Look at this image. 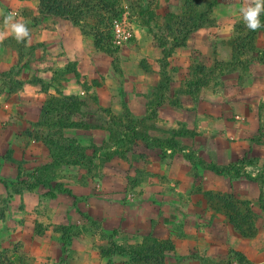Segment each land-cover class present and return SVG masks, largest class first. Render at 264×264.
Wrapping results in <instances>:
<instances>
[{
	"label": "rangeland",
	"instance_id": "rangeland-1",
	"mask_svg": "<svg viewBox=\"0 0 264 264\" xmlns=\"http://www.w3.org/2000/svg\"><path fill=\"white\" fill-rule=\"evenodd\" d=\"M213 1L217 2L211 14L214 18V24L207 27H212L210 32H215L218 35L215 44L222 42L227 48H230L229 44L232 39L226 40L229 28L225 21L230 16V8L239 10L244 4V0H228L227 2L200 0V7H206ZM115 2L118 14H126L134 28V37L124 48L114 46L110 34L111 14L103 11L99 6L92 11L88 8L83 9L82 21L78 25L87 37L93 39L95 47H97V41L101 42V47H97V49L102 55L100 61V69L102 70L100 72L103 74L98 78L90 79L82 76L76 63L73 62H67L56 69L45 67V72H51L52 76L32 75L28 70L33 68L35 62L22 61V55H24L21 47L22 41L18 42L15 37L10 40L13 64L6 72L0 70V264H35V260L30 257V254L22 253V251L17 254V245H20V242L17 244L15 237L11 236L10 239L9 236L8 244L10 247L5 246V237L8 234L2 233L1 218L10 212H14L17 207L21 209L34 207L37 212L51 211L63 214L66 218L61 225L63 229H57L61 238L63 232L71 228L69 230L72 231L73 236L88 238L84 244L87 243L88 247L93 246L94 248L97 246L110 247L111 244L135 245L136 243L130 242L128 232H122L116 226L112 220V213H118L121 208L119 206L131 205L137 203L139 199H145L144 196L150 195V192H153L154 198H163L164 202L167 198L168 200L175 199L185 181L194 182L186 188V191L191 192V195L198 187L203 191H201V196L206 197L209 203L206 214L211 208L220 211L225 214L226 221L234 227H236L234 222H238L249 228L256 218L250 201L233 198L231 193L205 187L208 184L205 175H207V170H211L209 166L218 165L216 163L218 150H226L225 145L230 141L233 134L227 135L224 129H217L214 127L215 125L208 124L207 119H205L204 125L202 124L195 129H192L191 126L188 127L187 123L184 126L181 125L182 121L176 118L178 116L176 110L185 108L192 112L195 105L191 100L197 98L195 102L201 101L202 92L197 96L192 95L194 98L191 95L181 93L183 89L180 80L187 73L182 69H186L187 62L180 66L176 65V59L171 58L173 53L169 58L168 66L163 68L162 57L161 59L156 57V51L152 50V47L155 46L154 37L148 28L142 24L138 13L140 5H148L154 9L157 17L152 21V27L155 31H159L158 27L163 22L166 13H181L183 0H151L148 4L147 1L143 0H115ZM240 25H243L244 28L239 27ZM140 26L146 30L148 38L153 39L151 43L148 42L146 35H143V38L140 39L141 43H138L136 36L141 35L136 30L140 29ZM248 31L249 29L239 15L238 27L235 30L236 36L241 40ZM248 42L247 47L242 51L247 54L245 58L253 60L254 57L258 56V52L254 50L255 41ZM156 49L162 51L160 47ZM136 52L141 56L138 57ZM34 59L36 60V57ZM190 60L188 63L190 73L186 78L187 82L194 75L191 73L192 65L204 67L203 70L197 71V79L206 80L202 103L212 99L209 96L210 92L218 91L222 98H225L229 90L227 87L231 83H236L232 82L233 78L229 76L231 70L234 67H239L241 61L219 60L217 56L212 58L211 55L204 54L199 50L192 52ZM154 66L158 70L153 69ZM109 69H111L110 73L108 72ZM144 69L153 72L150 77L146 76ZM26 73L30 75L24 76ZM243 73L242 84L245 86L248 79L246 78L247 74L244 71ZM168 78L169 83L166 85L165 82ZM27 82L30 85L38 86L36 92L32 87L28 93L26 92L24 86ZM140 83H142L144 93L136 98L134 94L141 88ZM201 88L198 90L202 91ZM240 89L230 93L233 95L242 94ZM20 90L26 92V95L21 96L22 94L18 93ZM63 95H80L83 97L79 103V108L83 105L81 110L83 113L77 114L76 119H80L82 114H85L84 119L91 127L68 128L65 129V133L75 137L81 145L86 147L88 155L93 157L92 163L88 165L51 164L47 147L35 139L39 130H45L36 127L37 122H40L43 104L51 96ZM22 100L25 102L20 103ZM132 100L141 101L143 108L136 112L132 111L130 105L134 102ZM5 102L10 104L6 106ZM33 102L34 104H32ZM162 106L173 107V111L169 113L166 107L162 110ZM99 107L109 110L102 112ZM204 107L205 110L208 109L206 103ZM216 107L217 114H221L224 110L222 117H227L226 114H228L229 120L235 121L236 125L243 122V119L237 116H240L241 110H238L233 102L226 106L221 104L219 100ZM216 117L211 115L209 120L216 122ZM110 118L118 127L119 133L115 138H110L108 131L100 127L105 120ZM166 121H172V123L168 124ZM221 124V127L226 126L223 119ZM252 130H255V126L251 127ZM134 132L145 135V137H135ZM176 132H189L187 136L176 137L181 148L184 145L182 150L180 147L176 149L169 147L167 143L163 142V140L176 135L174 134ZM127 139L129 142L126 141ZM239 160L246 161L248 159L240 158L235 161V167L238 171L239 168H243ZM229 164L231 163L218 166L230 168ZM236 170L234 174H237ZM181 173L185 174L182 175ZM217 175L224 176V174ZM23 188L34 192V196L38 198L34 205L33 200L29 202L27 207L19 205L17 193L21 192ZM108 202L117 205H112L111 214L108 212L110 220L107 221L106 218V227L102 229L103 221L96 216V212ZM173 206L175 205H169L168 209L174 212L170 215L172 219H175L174 215H176L179 207L173 208ZM262 207L264 208L263 203ZM26 212L28 211L26 210ZM48 226L45 227V223H37V229L41 231ZM73 240L72 237L71 245ZM169 241L174 244V249L166 253L164 264L166 260L171 264L181 263L182 259L176 253L174 241L172 238H169ZM142 242H145V238ZM232 253L233 260L212 259L208 256L204 257L203 264H241V253L235 250ZM104 257L106 264H132L133 262L130 260L129 254L125 257L121 255ZM40 264L49 263L44 261Z\"/></svg>",
	"mask_w": 264,
	"mask_h": 264
},
{
	"label": "crops",
	"instance_id": "crops-1",
	"mask_svg": "<svg viewBox=\"0 0 264 264\" xmlns=\"http://www.w3.org/2000/svg\"><path fill=\"white\" fill-rule=\"evenodd\" d=\"M243 3V6H245L246 0ZM230 10V16L225 21L229 28L226 40L232 39L231 45L229 44L230 48H227L222 42L215 44L218 35L215 32H210L212 27H203L192 32L187 45L177 48L171 58H175L176 65L179 66L187 62L186 69H182L187 71L184 78L180 80L182 89L187 87L186 78L190 73L188 63L191 61L194 50L211 55L212 58L217 56L219 60L227 62L241 61L239 67L232 66L234 68L229 75L233 78L231 81L236 83H231L227 87L229 90L225 98H222L218 91L210 92L209 96L212 99L210 98L203 103L202 99L206 86H201L203 87L200 91V93L202 92L201 101L195 102L197 98L191 101L195 105L192 112L187 111L185 108L177 109L176 115L178 116L176 118L182 121L181 125L184 126L187 123V126H191L192 129L204 125V121L207 119L208 124L215 125L214 127H217V129H224L227 135L233 134L230 141L225 145L226 150H218L219 154H217L216 161L218 165L231 163L229 164L230 168L224 176L207 170L205 176L208 184L205 187L215 191L231 193L233 198L250 201L254 209V215H256L253 224L250 228L244 227V230L240 231L226 221L224 213L211 208L206 214L209 203L206 197L201 196L202 190L198 187V190L195 189L196 191H193L192 195L191 192L186 191L187 186L194 183L192 181H185L175 199L168 200L167 198L164 202L163 198H154L153 192H150V195L146 194L144 196L145 199H139L137 203L131 205L119 206L121 207L119 212L112 213V220L120 228V231L128 232L129 240L132 243L138 244L148 237L159 240L172 238L176 245V253L182 259L181 263L176 264H203L204 257L208 256L212 259L225 258L233 260L232 251L234 250L242 254L241 264H264V208L262 207V203L264 204V201L262 202L264 194V27L258 31L255 39L254 50L258 52V56L254 57L253 60H249L250 58H245L246 53L239 54L233 50L238 16L241 14L240 8L239 10L230 8ZM8 15L14 17V22L21 21L25 23L29 29L30 35L24 38L21 47L24 53L22 61L35 62L33 68L28 70L32 75L52 76L51 72H45V67L56 69L67 62L76 63L79 73H82L84 77L95 79L103 74V72H100L102 70L100 69L102 55L95 47L93 39L87 37L78 25H75L66 17L41 14L40 0H0V31H6L4 18ZM141 28L142 26L136 30L141 35L136 36L138 43H141L140 39L143 38V35L148 38L146 30ZM13 37L14 35L9 34L0 41V70L5 72L13 64V53L12 55L10 53V40ZM152 41V38H148V42L151 43ZM156 48L153 46L152 50L156 51V57L161 59L163 53ZM136 55L141 56L137 52ZM153 69L158 70L156 66ZM243 71L247 74L246 78L248 79L245 86L242 84ZM144 73L150 77L153 72L144 69ZM25 75L29 76L30 74L26 73ZM27 84L24 86L27 93L31 87L34 92L38 89L35 84L30 85L28 82ZM140 85L141 88L134 94L136 98L144 93L142 83ZM239 88H241L240 92L242 94L233 95L230 93L231 91H238ZM22 91L20 90L18 93H21V96L26 95V92ZM213 98L217 99L214 100ZM217 100H220L221 104L226 106L233 102L237 109L241 110L240 116H237L243 119V122L236 125L235 121L229 120V115L226 112L227 117H222L224 110L221 114H217ZM132 101L135 102L130 103L132 111L136 112L138 109L143 108L141 101ZM24 102V100L20 101V103ZM5 103L6 106L10 104L9 102ZM205 103L208 106L207 110L204 107ZM145 107L147 108L146 102ZM165 107L162 106L161 109L163 110ZM172 108L167 106L166 110L168 109L167 111L171 113ZM211 115L217 116L216 122L209 120ZM222 119L226 124L224 127L220 126L222 125ZM166 123L169 124L172 121H166ZM254 126L255 130L251 131V127ZM240 158H247L248 160H239L243 168H239L238 171L235 167V161ZM150 170L153 171V169ZM235 170L237 174H234ZM203 182L205 184L204 180ZM17 197L19 205H25V207L28 206L31 200H33V205L38 200L34 196V192L24 188L17 193ZM169 201L171 202L169 203ZM114 204L108 202L107 205L100 207L96 212V216L103 221L102 229L106 227V218L107 221L110 220L108 212L111 214L110 209ZM171 204L175 205L173 208L179 207L176 215H174L175 219H172L170 215L174 212L168 209ZM185 207L188 209L185 210ZM65 220L63 214L51 211L37 212L34 207H27L26 209L17 207L14 212H10L1 218L2 233L8 234L5 237V246L10 247L8 244L10 241L9 236L10 239L11 236L15 237L17 244L20 242V245H17V254L20 253L19 251L30 254V257L35 260V264L44 261L49 264H60L61 262H63L62 264H106L105 257L100 250L101 246H97V248L88 247L87 243L84 244L88 241V238L84 236H73L72 245L64 247L63 242L60 240V233L56 228L61 226ZM37 223H45V227L46 225L49 226L41 231L37 229ZM175 225L178 227H173ZM44 230H46L45 234ZM165 264L171 263L166 260Z\"/></svg>",
	"mask_w": 264,
	"mask_h": 264
},
{
	"label": "trees",
	"instance_id": "trees-1",
	"mask_svg": "<svg viewBox=\"0 0 264 264\" xmlns=\"http://www.w3.org/2000/svg\"><path fill=\"white\" fill-rule=\"evenodd\" d=\"M141 1V0H140ZM150 3L151 0H143ZM227 2L228 0H222ZM216 1L209 3L206 7H200V0H183V7L181 13L168 12L163 17V22L158 27L159 31H155L152 27V21L157 17L154 9L148 5L139 6V15L150 33L154 37V45L162 49L163 57L161 59L162 67L168 66L169 58L173 55L175 50L179 47L186 46L188 39L192 32L214 24L212 17L213 8ZM100 7L103 11L111 14V19L114 16H120L116 8L115 0H40L41 14L62 16L70 19L75 25H80L83 17V9L88 8L91 11L96 7ZM117 12V13H116ZM260 22L264 25V12L260 14ZM111 21V20H110ZM243 24V23H242ZM239 27L244 28L243 25ZM263 27L252 31L249 29L247 35L241 40L236 36L234 42V50L236 53H242L248 41H255L256 35ZM111 34V33H110ZM112 37V35H111ZM97 47H101V42L97 41ZM237 49V50H236ZM204 67L200 65H192L191 73L192 79L188 80L187 88L182 90V94L197 96L200 93L201 86L206 85V80L197 79V71L203 70ZM166 85L169 83V78L166 80ZM164 84V83H163ZM61 95V94H60ZM192 98H194L192 96ZM195 99V98H194ZM83 100L80 95H63L51 96L42 106L40 122H37L36 127L44 128L36 133L35 139L41 141L47 147L51 159V164H66V165H88L92 163V156L86 152V147L81 145L78 140L65 133L68 128H89L91 125L84 119L86 116L82 114L80 119H76L77 114L83 113L79 108V103ZM192 101V100H191ZM102 112H107L109 109L99 107ZM113 123V119L105 120L101 128L108 131L110 138L117 136L118 127ZM172 138L163 140L169 147L180 150L184 149V145L178 142L177 136H187L189 132H176ZM135 137H145L134 132ZM125 136V135H124ZM130 137V136H128ZM129 142V140H126ZM108 157V156H107ZM110 157V156H109ZM217 174H225L227 168H220L218 165L209 166ZM227 197H230L227 195ZM238 230H244V225L234 222ZM251 225L249 226V228ZM248 228V227H247ZM58 230L63 229L62 226H57ZM71 229V228H69ZM67 229L63 232L62 242L64 247L70 245L72 240V231ZM174 249V244L169 239L158 240L156 238L148 237L145 242L141 244L121 246L111 244V246H101L102 255L110 257L111 255H121L123 257L129 254L130 260L133 264H164L166 253ZM242 255V254H241ZM155 259V261H153ZM155 262V263H153Z\"/></svg>",
	"mask_w": 264,
	"mask_h": 264
},
{
	"label": "clouds",
	"instance_id": "clouds-1",
	"mask_svg": "<svg viewBox=\"0 0 264 264\" xmlns=\"http://www.w3.org/2000/svg\"><path fill=\"white\" fill-rule=\"evenodd\" d=\"M240 14L245 26L255 31L264 25L260 22V14L264 12V0H246L245 6L240 8ZM4 28L6 31H0V41H2L7 35H14L18 42L29 37V29L25 23L21 21H15L12 15H8L4 18Z\"/></svg>",
	"mask_w": 264,
	"mask_h": 264
},
{
	"label": "built area",
	"instance_id": "built-area-1",
	"mask_svg": "<svg viewBox=\"0 0 264 264\" xmlns=\"http://www.w3.org/2000/svg\"><path fill=\"white\" fill-rule=\"evenodd\" d=\"M111 35L114 46L124 48L134 37V28L126 14L111 19Z\"/></svg>",
	"mask_w": 264,
	"mask_h": 264
}]
</instances>
